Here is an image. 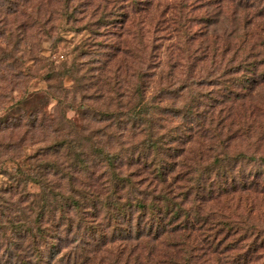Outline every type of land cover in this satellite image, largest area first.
Here are the masks:
<instances>
[{
    "label": "rangeland",
    "instance_id": "obj_1",
    "mask_svg": "<svg viewBox=\"0 0 264 264\" xmlns=\"http://www.w3.org/2000/svg\"><path fill=\"white\" fill-rule=\"evenodd\" d=\"M0 264H264V0H0Z\"/></svg>",
    "mask_w": 264,
    "mask_h": 264
},
{
    "label": "trees",
    "instance_id": "obj_2",
    "mask_svg": "<svg viewBox=\"0 0 264 264\" xmlns=\"http://www.w3.org/2000/svg\"><path fill=\"white\" fill-rule=\"evenodd\" d=\"M75 205V207H78V204H74Z\"/></svg>",
    "mask_w": 264,
    "mask_h": 264
}]
</instances>
